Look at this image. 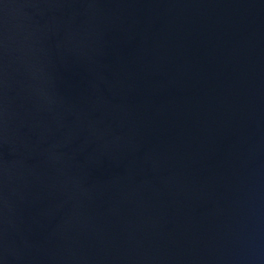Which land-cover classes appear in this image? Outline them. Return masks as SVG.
Instances as JSON below:
<instances>
[{
    "label": "water",
    "instance_id": "obj_1",
    "mask_svg": "<svg viewBox=\"0 0 264 264\" xmlns=\"http://www.w3.org/2000/svg\"><path fill=\"white\" fill-rule=\"evenodd\" d=\"M0 264H264V0H0Z\"/></svg>",
    "mask_w": 264,
    "mask_h": 264
}]
</instances>
